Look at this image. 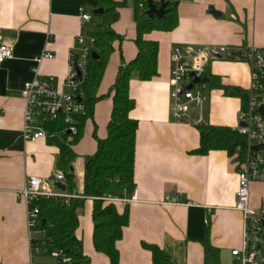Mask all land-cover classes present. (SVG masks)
I'll use <instances>...</instances> for the list:
<instances>
[{
	"label": "crops",
	"instance_id": "1",
	"mask_svg": "<svg viewBox=\"0 0 264 264\" xmlns=\"http://www.w3.org/2000/svg\"><path fill=\"white\" fill-rule=\"evenodd\" d=\"M120 2L122 0H114ZM119 10L111 26L122 38L114 43L97 91L103 98L94 106L93 117L73 146L72 171L75 194L82 195L85 156L97 149L96 138L107 135L112 110L108 93L119 68L133 60L136 28L133 2ZM96 0H0V44L13 47V58L0 68V264H47L53 250L32 255L30 239L41 237L40 229H27V207L18 192L30 177L48 178L56 171L58 149L46 138L26 142L22 138L24 83L37 78L54 90H64L70 53L78 36L101 23L94 15ZM91 15L82 22L80 10ZM177 25L170 32L153 31L144 36L156 42L158 75L145 82L133 75L129 97L134 103L130 118L138 123L135 135L133 184L115 203L119 213L129 210L128 225L116 243L120 264H152L142 244L159 247L172 264H205L202 242L219 251V263L231 264V251L242 244V216L234 209L239 164L224 151L194 155L199 147L197 128L175 120L170 112V56L175 46H229L264 49V0H191L177 3ZM43 53L53 55L40 64ZM204 107L205 123L230 129L242 108L237 97L248 91L250 77L245 63L213 61L208 67ZM197 111L191 109L189 117ZM66 193V191H65ZM250 205L264 208V184L250 185ZM176 198L178 204L165 202ZM92 201L87 199L79 216L76 237L83 243L91 264H109L92 245ZM208 222L206 224L205 222ZM50 250V253L49 251ZM57 262V261H56ZM58 264V263H57Z\"/></svg>",
	"mask_w": 264,
	"mask_h": 264
},
{
	"label": "trees",
	"instance_id": "2",
	"mask_svg": "<svg viewBox=\"0 0 264 264\" xmlns=\"http://www.w3.org/2000/svg\"><path fill=\"white\" fill-rule=\"evenodd\" d=\"M191 0H164L165 15L161 19H148L147 0L133 2V21L136 28L134 44L137 49L133 60L123 64L116 75L108 97L112 99V110L107 123V135L103 140L96 138L97 149L93 155L85 156L82 195L70 198L38 197L34 207L38 208V222L41 237L32 241L41 250L62 251L67 263L91 264L84 254L83 243L75 235L79 226V216L87 199L92 201L91 219L93 223L92 245L94 251L104 255L109 264H120L116 243L122 238V230L128 225L129 210L125 206L121 213L115 203L107 202V197L123 198L133 184L136 120L130 118L134 107L129 97V85L133 75L141 82L158 75L156 42L147 41L144 36L153 31L170 32L178 22L175 3ZM156 8L160 0H152ZM127 6V0H96L95 9H102L101 23L91 27L86 37L93 39V45L86 60L85 75L81 78L76 93V101L83 105L84 112L74 116L76 134L68 133L60 116L55 121H45L41 127L47 140L56 146L58 154L55 166L64 175L67 195L76 191V182L71 171L76 159L73 146L83 135L88 119H92L94 106L103 97L97 95L106 64L114 52V43L122 38L114 33L111 26L118 20L119 10ZM95 54L97 59L92 57ZM199 133V147L192 154L204 156L210 151H224L238 162L242 158L243 139L232 129L207 124L195 126ZM205 264H220L219 251L212 247L206 233L202 242ZM151 254L152 264H172L156 245L142 244Z\"/></svg>",
	"mask_w": 264,
	"mask_h": 264
},
{
	"label": "built area",
	"instance_id": "3",
	"mask_svg": "<svg viewBox=\"0 0 264 264\" xmlns=\"http://www.w3.org/2000/svg\"><path fill=\"white\" fill-rule=\"evenodd\" d=\"M82 22H89L91 15L84 9L80 10ZM93 45V39L78 36L70 53L67 75L64 81V90H54L50 85L34 78L24 83L21 95L24 100V125L22 138L26 142H34L47 138L41 127L45 121H55L62 116L68 133L76 134L74 116L84 112L83 105L76 101V93L80 83H77V73L82 78L85 75L86 60ZM13 58V47L6 43L0 44V68L2 64ZM53 55L43 53L34 61L40 64L44 59H52ZM213 61H227L245 63L249 68L250 83L247 93L249 99L246 108L242 107L237 115L235 131L243 139L242 158L238 161L237 191L235 194L234 209L242 216V244L239 249L231 251L232 257L239 264H264V208H253L250 205V185L264 184V148L253 150V147L264 145V49L229 46H175L170 56V112L177 121H187L194 126L206 124L204 107L209 97L206 92L208 67ZM198 79L197 82H194ZM209 81V80H208ZM190 87V88H189ZM191 109L197 111L191 119ZM64 185V175L60 170L48 178L30 177L24 187L18 192L27 207V229L33 231L39 225L37 207L33 203L38 197L70 198L79 197L75 193L67 195L56 185ZM133 194L129 200L125 198L113 199L107 197L105 201L111 203H127L135 201ZM165 202L178 204L176 198L166 197ZM208 224V222H205ZM30 239L32 255L39 254L41 249ZM51 258L58 264L67 263L69 259L63 256L62 251L53 250Z\"/></svg>",
	"mask_w": 264,
	"mask_h": 264
},
{
	"label": "water",
	"instance_id": "4",
	"mask_svg": "<svg viewBox=\"0 0 264 264\" xmlns=\"http://www.w3.org/2000/svg\"><path fill=\"white\" fill-rule=\"evenodd\" d=\"M147 11L145 12V15L148 19H161L164 15H165V7H166V3L164 2V0H160V6L159 8H156V6L153 4L152 0H147ZM175 6H177V3H175ZM100 13H102V9H96L93 11L94 15H99ZM92 57L94 59H97V57L95 56V54H92ZM76 81L77 83H81V77L80 74L77 73V77H76ZM198 79H195L194 82H197ZM208 79H204L202 80V83H208ZM190 88V87H189ZM260 112L263 114L264 116V112L262 109H260ZM264 145L261 146H256L253 147V150H259V149H263ZM72 171V168H71ZM56 187L61 190L62 192H65L66 188L65 185L62 184H57Z\"/></svg>",
	"mask_w": 264,
	"mask_h": 264
},
{
	"label": "rangeland",
	"instance_id": "5",
	"mask_svg": "<svg viewBox=\"0 0 264 264\" xmlns=\"http://www.w3.org/2000/svg\"><path fill=\"white\" fill-rule=\"evenodd\" d=\"M240 101H242V107L246 108L247 106V102H248V99H249V94L247 92L245 93H242L241 95H238L237 97ZM204 118H205V112H204ZM237 125V124H236ZM39 227L33 229V235H35L34 231H36ZM49 253H50V250H48ZM47 264H57L56 260L54 258H50L48 256L47 258ZM231 264H239L236 259L233 260V262Z\"/></svg>",
	"mask_w": 264,
	"mask_h": 264
}]
</instances>
